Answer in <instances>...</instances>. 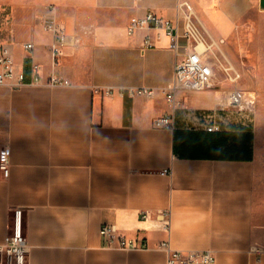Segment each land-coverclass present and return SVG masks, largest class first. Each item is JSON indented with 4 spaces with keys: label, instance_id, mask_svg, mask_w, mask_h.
Here are the masks:
<instances>
[{
    "label": "crops",
    "instance_id": "obj_1",
    "mask_svg": "<svg viewBox=\"0 0 264 264\" xmlns=\"http://www.w3.org/2000/svg\"><path fill=\"white\" fill-rule=\"evenodd\" d=\"M40 1L16 21L1 12L0 47L25 83L0 86V246L19 225L27 264H168L165 242L214 256L191 264H264V0ZM51 5L81 39L57 65L43 23ZM147 11L180 25L193 13L229 58L242 29L239 85L253 110L220 109L231 88L220 74L212 90L179 92L173 111L162 91L181 56L162 30L129 32ZM168 116L174 129L158 125ZM105 225L143 247L109 246Z\"/></svg>",
    "mask_w": 264,
    "mask_h": 264
},
{
    "label": "built area",
    "instance_id": "obj_2",
    "mask_svg": "<svg viewBox=\"0 0 264 264\" xmlns=\"http://www.w3.org/2000/svg\"><path fill=\"white\" fill-rule=\"evenodd\" d=\"M141 2L143 0H137ZM47 14L44 16L43 23L48 32L53 37L51 51L54 58V64L57 65L60 57L64 55V50L73 46L77 48L81 45V39L70 37L66 33L65 27L56 17V8L51 5L47 8ZM193 13H189L183 20V25L164 20L152 11H147L145 15L131 20L129 32L132 34L138 29L154 28L165 32L170 38V49L178 56L181 61L177 62L172 82L163 89V94L170 104L173 111L182 106L181 101L177 99L179 92L193 93L212 90L217 87L219 75L221 74L225 81L230 83V90L227 102L220 105L221 110L228 108L239 112L253 110L256 99L240 87L243 74L228 57L224 50L226 41L224 39H208L206 34L192 20ZM23 49L30 53L33 52L35 45L32 42H26ZM153 47L149 38L146 40V48ZM182 49V52L180 51ZM244 60H242L243 63ZM39 81V76L35 79ZM25 83L24 74L17 73L16 63L11 49L6 46L0 47V86L6 85L12 88L21 87ZM49 85L60 84V81L54 77L50 78ZM112 90L110 89L109 92ZM130 94L153 97L154 89L129 90ZM158 125L175 128L174 118L165 117L158 121ZM217 126L208 128L213 131ZM144 219L150 218L149 212H142ZM101 234L109 246L117 244L120 248L131 250L140 249L143 245L140 240L133 238L120 237L118 230L114 225H105ZM169 254L168 264H191L194 262H213L214 256L211 252H183L172 249L169 242L162 244ZM28 246L25 237L18 225L14 234L9 236L6 243L0 246L1 260L6 264H27Z\"/></svg>",
    "mask_w": 264,
    "mask_h": 264
},
{
    "label": "rangeland",
    "instance_id": "obj_3",
    "mask_svg": "<svg viewBox=\"0 0 264 264\" xmlns=\"http://www.w3.org/2000/svg\"><path fill=\"white\" fill-rule=\"evenodd\" d=\"M41 1L40 0H0V28L2 25V18H1V12L4 9H7L9 11H12V13L14 12L13 15V21L15 20L14 17L16 15V13L18 12L19 8H24L27 7L30 11L34 10V8H38L41 7L39 5ZM44 7L46 6V4H42ZM16 21V20H15ZM240 28H242V26H240ZM236 44V47L233 46L232 43ZM233 42L230 40V59L232 60V62L239 67L240 69H242V60H246L248 59L247 57V52L243 49V36H242V29H240L239 31V39H237V37H235V39L233 40ZM234 47V48H233Z\"/></svg>",
    "mask_w": 264,
    "mask_h": 264
}]
</instances>
